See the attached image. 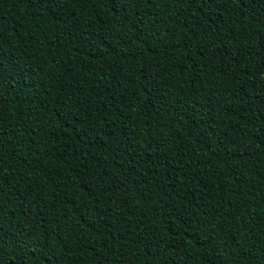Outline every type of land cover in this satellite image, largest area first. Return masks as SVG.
Instances as JSON below:
<instances>
[{
    "label": "trees",
    "instance_id": "obj_1",
    "mask_svg": "<svg viewBox=\"0 0 264 264\" xmlns=\"http://www.w3.org/2000/svg\"><path fill=\"white\" fill-rule=\"evenodd\" d=\"M0 264H264V0H0Z\"/></svg>",
    "mask_w": 264,
    "mask_h": 264
}]
</instances>
